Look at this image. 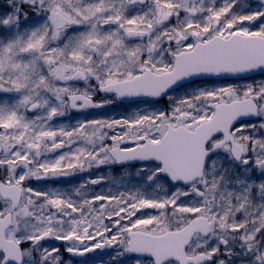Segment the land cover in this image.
<instances>
[{"label":"snow or ice","instance_id":"6c2138e0","mask_svg":"<svg viewBox=\"0 0 264 264\" xmlns=\"http://www.w3.org/2000/svg\"><path fill=\"white\" fill-rule=\"evenodd\" d=\"M97 250L264 264V0L0 2V264Z\"/></svg>","mask_w":264,"mask_h":264},{"label":"rangeland","instance_id":"374dc122","mask_svg":"<svg viewBox=\"0 0 264 264\" xmlns=\"http://www.w3.org/2000/svg\"><path fill=\"white\" fill-rule=\"evenodd\" d=\"M115 106V105H113ZM141 107H144L143 105ZM133 110L132 108L129 109V111ZM116 113H120V110L118 109V107L116 108ZM125 111V110H122ZM128 111H125V113ZM125 113H121L122 115H124ZM108 115H113V116H119L120 114L115 115L112 111L107 113ZM73 116H75L76 114H72ZM69 119H71V117H66L64 118V122H67ZM74 122V121H73ZM67 255V254H66ZM101 253L100 250H97L96 253H89L86 256H84L83 260L81 261H74L73 259V264H77V262H82V261H88V264H103V261H105V259L107 258V256H103V261L101 260Z\"/></svg>","mask_w":264,"mask_h":264},{"label":"flooded vegetation","instance_id":"af4514ba","mask_svg":"<svg viewBox=\"0 0 264 264\" xmlns=\"http://www.w3.org/2000/svg\"><path fill=\"white\" fill-rule=\"evenodd\" d=\"M113 107V109H116L118 106H112ZM118 108H120V109H125L126 107H118ZM106 188H107V186H105Z\"/></svg>","mask_w":264,"mask_h":264}]
</instances>
